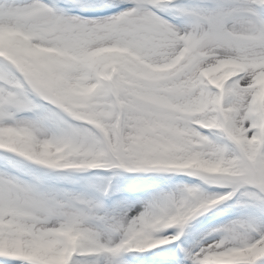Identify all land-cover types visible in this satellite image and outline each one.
<instances>
[{
    "label": "snow or ice",
    "instance_id": "obj_1",
    "mask_svg": "<svg viewBox=\"0 0 264 264\" xmlns=\"http://www.w3.org/2000/svg\"><path fill=\"white\" fill-rule=\"evenodd\" d=\"M0 264H264V0H0Z\"/></svg>",
    "mask_w": 264,
    "mask_h": 264
}]
</instances>
